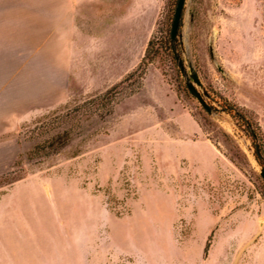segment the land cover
<instances>
[{"label":"rangeland","instance_id":"obj_1","mask_svg":"<svg viewBox=\"0 0 264 264\" xmlns=\"http://www.w3.org/2000/svg\"><path fill=\"white\" fill-rule=\"evenodd\" d=\"M176 2L144 75L96 107L123 78L93 80L80 32L106 3L0 0V264H264V0H185V74L166 44Z\"/></svg>","mask_w":264,"mask_h":264},{"label":"crops","instance_id":"obj_2","mask_svg":"<svg viewBox=\"0 0 264 264\" xmlns=\"http://www.w3.org/2000/svg\"><path fill=\"white\" fill-rule=\"evenodd\" d=\"M58 1L106 3L98 8L95 25L80 32L88 34L93 51L89 61L93 80L108 83L124 77L140 62L161 7V0Z\"/></svg>","mask_w":264,"mask_h":264},{"label":"trees","instance_id":"obj_3","mask_svg":"<svg viewBox=\"0 0 264 264\" xmlns=\"http://www.w3.org/2000/svg\"><path fill=\"white\" fill-rule=\"evenodd\" d=\"M177 4V2H176ZM176 7V6H175ZM180 26V24H179ZM153 44H154V35L149 39L148 43H147V47L145 49L144 55L141 58L140 62L138 63V65L130 72H128L120 81H118L117 83L113 84L110 88H108L105 92L97 94L91 98H89L88 100H86L83 104L87 105L90 104L91 106L93 105H97L96 107H98L101 103V100L103 101V104L107 101L113 102V104L115 103L116 100H112L114 99L115 95L114 90L115 88L121 86L122 84H124L127 80H129L136 72L140 73V76L144 75L145 70L147 68V65L152 61V55L151 52L154 53L156 52L155 49H153ZM166 44L168 48H172L171 47V38L168 37L166 40ZM113 95H112V94ZM114 97V98H113ZM90 105L88 106L89 108ZM229 106V105H228ZM87 107V108H88ZM229 108L232 110L233 112V116L235 117V119L237 121H241L240 126H244V128L246 129V131L248 132V134L254 139V140H261L259 137V130H258V126L255 124V122L246 117V115H244L242 113V111H240L237 107H231L229 106ZM113 108L108 109L107 114H111ZM64 117H66L67 115L64 114ZM69 130L70 128H64L61 131H57V133H55L54 135H52L49 143H48V147L52 148V150L57 151L60 147L66 145L69 141ZM255 147H256V158L258 160V162L264 166V143L262 141H257L255 143Z\"/></svg>","mask_w":264,"mask_h":264},{"label":"water","instance_id":"obj_4","mask_svg":"<svg viewBox=\"0 0 264 264\" xmlns=\"http://www.w3.org/2000/svg\"><path fill=\"white\" fill-rule=\"evenodd\" d=\"M184 2L185 0H177V4L174 10V16H173V20L171 23V27H170V38H171V43H172V49L173 52L175 54V58L178 61V66L181 70L182 73L185 74V66L184 63L182 61V59L180 58L176 47H177V37H178V33H179V23H180V19H181V13H182V9L184 6ZM190 67V73L187 77V81H186V86L188 88V90L190 91V93L199 101V103L206 109L207 112H211L212 108L211 106H209L207 104V102L204 99L203 94L197 89L196 85L201 86V81L199 79L198 73L197 71L191 67ZM260 175L262 176V178L264 179V168L262 167L260 170Z\"/></svg>","mask_w":264,"mask_h":264}]
</instances>
